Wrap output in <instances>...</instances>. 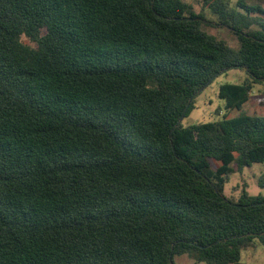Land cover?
<instances>
[{"label":"trees","instance_id":"obj_1","mask_svg":"<svg viewBox=\"0 0 264 264\" xmlns=\"http://www.w3.org/2000/svg\"><path fill=\"white\" fill-rule=\"evenodd\" d=\"M199 4L0 0V264H245L264 246V195H225L264 164V115L180 122L228 70L248 80L220 87L226 112L264 83V0Z\"/></svg>","mask_w":264,"mask_h":264},{"label":"rangeland","instance_id":"obj_2","mask_svg":"<svg viewBox=\"0 0 264 264\" xmlns=\"http://www.w3.org/2000/svg\"><path fill=\"white\" fill-rule=\"evenodd\" d=\"M192 3L197 11H200V0H185ZM199 1V2H198ZM236 3L238 0H231ZM209 19H214V16L208 14ZM210 31L216 36L223 37L230 42L232 37L226 30L213 25ZM233 46H237L236 42H232ZM248 80V74L242 69L228 70L213 80L207 87H205L195 102V109L191 115L185 118L182 123L185 127L195 124L208 123L216 121L223 117L226 113L229 117L238 116L241 112L248 115H264V83L255 84L250 100L243 106L241 110H234L226 112L225 101L219 97L220 87L224 84H243ZM219 112V114H218ZM220 162L212 160L213 168H218ZM236 172L230 176L229 182L225 187L226 196L238 197L244 186L251 195H264V189L258 185L259 176L264 173V164H253L251 167H245L238 170L234 167ZM176 264H194V261L188 256H177L175 258ZM241 261L245 264H264V246L255 242L253 247L246 248L242 251Z\"/></svg>","mask_w":264,"mask_h":264},{"label":"water","instance_id":"obj_3","mask_svg":"<svg viewBox=\"0 0 264 264\" xmlns=\"http://www.w3.org/2000/svg\"><path fill=\"white\" fill-rule=\"evenodd\" d=\"M209 84H210V82H209L205 87H207ZM205 87H203L202 90H203ZM191 101H192V99H191ZM188 108H189V106L187 107V109H188ZM185 115H186V110H185V112L183 113V115H182V117H181V119H180V122H182V121L185 119Z\"/></svg>","mask_w":264,"mask_h":264}]
</instances>
